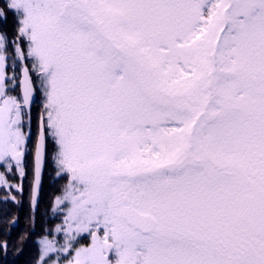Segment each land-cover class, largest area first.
<instances>
[{"label": "snow or ice", "instance_id": "obj_1", "mask_svg": "<svg viewBox=\"0 0 264 264\" xmlns=\"http://www.w3.org/2000/svg\"><path fill=\"white\" fill-rule=\"evenodd\" d=\"M9 15L0 167L24 175L39 91L35 192L47 141L68 181L63 243L44 236L37 264H264V0H4Z\"/></svg>", "mask_w": 264, "mask_h": 264}, {"label": "trees", "instance_id": "obj_2", "mask_svg": "<svg viewBox=\"0 0 264 264\" xmlns=\"http://www.w3.org/2000/svg\"><path fill=\"white\" fill-rule=\"evenodd\" d=\"M3 3L4 0H0V6ZM13 26L14 19L9 15L7 23H0V31H7L11 34ZM17 71L20 72L19 67ZM16 95L21 99L18 90H16ZM36 107L37 105L33 107L30 116L27 113L25 117V124L33 130V138L31 151L23 166L25 171L22 181L23 189L20 192L11 190L10 193L0 188V244H6V248L0 249V264H37L40 252L39 241L44 236H48L49 239L59 238L55 229L63 224L64 216L54 212V205L56 198L63 194L68 181L63 175L57 176V166L54 167L48 163L47 156L42 188L37 199L33 192V158L35 143L38 139V128H40L41 111V108ZM56 177L59 178L56 179Z\"/></svg>", "mask_w": 264, "mask_h": 264}, {"label": "rangeland", "instance_id": "obj_3", "mask_svg": "<svg viewBox=\"0 0 264 264\" xmlns=\"http://www.w3.org/2000/svg\"><path fill=\"white\" fill-rule=\"evenodd\" d=\"M24 63L23 61H19L17 63V67H19L20 64ZM17 67L15 69V72H8V76L9 77H13L15 76V80H14V83L12 85H9L7 87V91L14 97L18 98V96L16 95V90L19 89L20 87V81H21V77L22 76V70L21 68L19 67L20 69V72L18 73L17 71ZM17 71V72H16ZM17 73V74H16ZM42 97L44 98L43 94H42ZM19 99V98H18ZM44 102H42L41 104H37V107L36 108H41V111H40V116H39V121H40V129L42 127V124H43V121H44V118L46 115H45V108H44V104H45V98L43 99ZM33 111V110H32ZM31 111V112H32ZM28 113V112H27ZM31 113H28V115L30 116ZM26 125V124H25ZM26 133L28 134L29 136V144L27 145V148H26V151H25V157L27 158V155H29L30 153V147H31V140L33 138V130L32 128H30L29 126L26 125ZM39 134V133H38ZM37 142V141H36ZM35 147H36V143H35ZM46 156L49 158V153L46 154ZM53 156L54 154L51 156L50 159H48V163H51L52 165L56 164L55 161L53 160ZM24 169V168H23ZM0 173L4 174L5 175V178L6 180L8 181V184H4V185H0V188H4L7 192H12L11 190L13 191H22L23 189V180H24V177H25V171H24V175L21 176L20 175V171L18 168L15 167V164L13 162V170L12 171H6V169L4 167H0ZM59 177H56V179H58ZM17 179V181H16ZM55 179V180H56ZM64 195V192L63 194H61L59 197L63 196ZM54 209H55V213L56 214H60V215H63L64 218L66 216V212L65 211H62L63 209V205L57 207L56 204L54 205ZM64 222V219L63 221ZM63 225V224H62ZM59 235V238H54L56 241H58L59 243H63V232L61 233H57ZM57 235V236H58ZM84 236H87V234H84ZM80 239H82V241L85 243V245H87L88 243H90V237H88L87 239H84L83 237H81Z\"/></svg>", "mask_w": 264, "mask_h": 264}, {"label": "water", "instance_id": "obj_4", "mask_svg": "<svg viewBox=\"0 0 264 264\" xmlns=\"http://www.w3.org/2000/svg\"><path fill=\"white\" fill-rule=\"evenodd\" d=\"M22 77V76H21ZM22 79H23V77L21 78V82H20V91H21V96H22V94H23V88H22ZM22 98V97H21ZM36 99H37V94H36V92H34V94H33V98H32V102H31V104L29 105V106H27L26 107V109L25 110H27V111H30L31 109H32V107H33V105H34V103L36 102ZM37 143H38V140H37ZM36 143V144H37ZM35 150V149H34ZM45 159H46V152H45ZM45 159H44V165H43V168H42V170H41V173H40V186H39V191H38V193H36L35 191V195H36V199H37V196L40 194V192H41V188H42V183H43V178H44V169H45ZM26 160V158H25V156H24V158H23V161H22V165H24L25 164V161ZM34 169H35V154H34ZM15 164V163H14ZM34 188H35V185H34Z\"/></svg>", "mask_w": 264, "mask_h": 264}, {"label": "flooded vegetation", "instance_id": "obj_5", "mask_svg": "<svg viewBox=\"0 0 264 264\" xmlns=\"http://www.w3.org/2000/svg\"><path fill=\"white\" fill-rule=\"evenodd\" d=\"M21 62V61H20ZM23 64V63H22ZM37 87H38V85H37ZM18 91H19V93H20V88L18 89ZM36 94H37V99H36V102L34 103V105H33V107L35 106V105H37L38 103L39 104H41L42 102H44V98L42 97V93L41 92H39V91H37L36 92ZM20 95H21V93H20ZM33 107H32V109H33ZM32 111V110H31ZM31 111H29L28 113H31ZM44 118V120L46 119V116L45 117H43ZM47 153H49V159L51 158V156L54 154V151H53V149H52V146H51V143H50V141H47L46 142V154ZM54 167L56 166V164H54L53 165Z\"/></svg>", "mask_w": 264, "mask_h": 264}]
</instances>
